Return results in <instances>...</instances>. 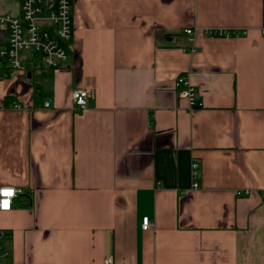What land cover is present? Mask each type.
<instances>
[{"label": "crops", "instance_id": "1", "mask_svg": "<svg viewBox=\"0 0 264 264\" xmlns=\"http://www.w3.org/2000/svg\"><path fill=\"white\" fill-rule=\"evenodd\" d=\"M70 4L60 65L0 69L7 263L264 264V0Z\"/></svg>", "mask_w": 264, "mask_h": 264}, {"label": "built area", "instance_id": "2", "mask_svg": "<svg viewBox=\"0 0 264 264\" xmlns=\"http://www.w3.org/2000/svg\"><path fill=\"white\" fill-rule=\"evenodd\" d=\"M184 31L186 34L192 33L191 28H186ZM207 31L213 35H237L244 32L240 29H208ZM71 34L70 0H20L19 15H0V69L4 70L5 75L24 70L23 60L30 62L32 54L38 55L41 63L46 67H57L66 58L61 41L67 40ZM174 85L179 93L188 99L191 106L200 104L195 100V89L186 74H178ZM87 95L88 91L83 88L72 91V102L76 109L85 107ZM12 106L20 108L17 102H13ZM197 165L195 160L191 162L192 177L197 174ZM196 185L197 182L193 180L192 186ZM22 192L20 187L0 185V209H9L14 198ZM150 225L148 217L143 216L142 227L146 229ZM7 237V231L0 228V264H8L9 251L5 247ZM104 264H111L109 256L104 259Z\"/></svg>", "mask_w": 264, "mask_h": 264}, {"label": "trees", "instance_id": "3", "mask_svg": "<svg viewBox=\"0 0 264 264\" xmlns=\"http://www.w3.org/2000/svg\"><path fill=\"white\" fill-rule=\"evenodd\" d=\"M30 71H31V74H33L30 79L32 82L35 81V78L36 77H39V78H43V77H46L48 75V68L47 67H44L42 64H41V61L38 57V55L36 54H32V59L30 61ZM2 70V69H1ZM2 71H0L1 73ZM14 101L13 97L11 94H6L3 98V104L4 105H9L10 103H12Z\"/></svg>", "mask_w": 264, "mask_h": 264}, {"label": "rangeland", "instance_id": "4", "mask_svg": "<svg viewBox=\"0 0 264 264\" xmlns=\"http://www.w3.org/2000/svg\"><path fill=\"white\" fill-rule=\"evenodd\" d=\"M17 7L18 0H0V15L13 14L17 10ZM2 26L5 25L2 24Z\"/></svg>", "mask_w": 264, "mask_h": 264}, {"label": "water", "instance_id": "5", "mask_svg": "<svg viewBox=\"0 0 264 264\" xmlns=\"http://www.w3.org/2000/svg\"><path fill=\"white\" fill-rule=\"evenodd\" d=\"M28 74H29V72H28ZM36 90H37V92H38V91H39V88L37 87Z\"/></svg>", "mask_w": 264, "mask_h": 264}]
</instances>
